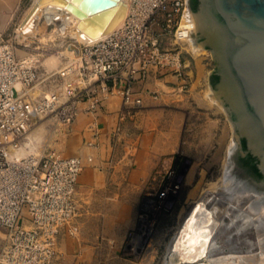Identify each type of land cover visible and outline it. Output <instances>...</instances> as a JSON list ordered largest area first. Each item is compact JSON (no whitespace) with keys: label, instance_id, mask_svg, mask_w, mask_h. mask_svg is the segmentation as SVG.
Wrapping results in <instances>:
<instances>
[{"label":"built area","instance_id":"built-area-1","mask_svg":"<svg viewBox=\"0 0 264 264\" xmlns=\"http://www.w3.org/2000/svg\"><path fill=\"white\" fill-rule=\"evenodd\" d=\"M189 7L188 0H132L124 24L95 42L80 43L79 66L73 61L60 68L63 81L39 97L31 93L38 85L39 61L18 54L17 31L9 39L1 37L0 229H7L11 239L2 254L7 264H29L26 257L11 256L22 238L55 239L64 229L77 231L76 196L85 161L62 156L48 142L24 153L33 127L42 115L54 114V130L69 129L82 111L97 110L111 95L122 97L127 106H140L135 84L154 73L185 78Z\"/></svg>","mask_w":264,"mask_h":264},{"label":"rangeland","instance_id":"rangeland-1","mask_svg":"<svg viewBox=\"0 0 264 264\" xmlns=\"http://www.w3.org/2000/svg\"><path fill=\"white\" fill-rule=\"evenodd\" d=\"M39 24L35 34L28 38H17L16 42L21 56H32L39 61V79L37 87L31 91L33 97L57 88L63 81L58 73L60 67L73 61L79 66L80 62L68 52V45L75 42L71 34L58 33L57 25L48 17H42ZM16 28L17 25L2 37H14L17 34ZM164 45H169V42H164ZM184 58H191L192 63L186 69L184 79L189 82L192 90L195 110V103H200L202 117L194 115L178 122L183 127L182 146L178 152L164 155L160 161L157 169L159 174L167 178L172 188L174 185H178V188L176 192L170 189L157 216H151L153 225H148L147 219L128 225V219L94 218L89 220L90 226L77 227L74 233L64 229L55 235V239L45 238L41 234L30 240L22 238L12 246V257H26L29 264L166 263L167 249L173 234L202 188L218 179L234 142V124L208 81V74L216 67L212 51L204 47L194 51L187 41L183 46ZM196 60H205L204 67L196 66ZM190 68L191 75L188 74ZM41 117L33 127L35 129L42 124L41 134L46 133L39 149L47 142L51 144V133L55 131L54 114ZM10 244L9 231L0 229V264H7L2 254Z\"/></svg>","mask_w":264,"mask_h":264},{"label":"crops","instance_id":"crops-1","mask_svg":"<svg viewBox=\"0 0 264 264\" xmlns=\"http://www.w3.org/2000/svg\"><path fill=\"white\" fill-rule=\"evenodd\" d=\"M34 1L0 0V38L19 25ZM184 60L189 68L191 58ZM194 62L203 68L206 61ZM188 87L189 82L174 73H154L135 84L142 105L127 106L122 97L111 95L97 110L82 111L69 129L51 133L50 145L62 156L85 161L76 196L77 227L90 226L94 218L128 219L133 225L155 213L169 183L157 170L160 161L182 146L178 122L202 117Z\"/></svg>","mask_w":264,"mask_h":264},{"label":"water","instance_id":"water-1","mask_svg":"<svg viewBox=\"0 0 264 264\" xmlns=\"http://www.w3.org/2000/svg\"><path fill=\"white\" fill-rule=\"evenodd\" d=\"M47 4L73 11L81 17L80 28L91 36L113 30L128 8L123 0H39L31 15L39 5ZM191 9L196 22V28H190L191 37L213 53L216 67L209 76L210 86L234 124L225 180L238 192H256L251 206L261 209L264 207V0H198L196 8ZM24 31L29 32V28ZM69 48L80 54L78 45L72 43ZM214 75L218 76L215 83ZM242 140L246 143L244 153L257 159L262 176L258 180L244 173L235 162L234 153Z\"/></svg>","mask_w":264,"mask_h":264},{"label":"bare ground","instance_id":"bare-ground-1","mask_svg":"<svg viewBox=\"0 0 264 264\" xmlns=\"http://www.w3.org/2000/svg\"><path fill=\"white\" fill-rule=\"evenodd\" d=\"M38 1H34L17 25L19 38H28L35 34L40 19L48 17L57 25L58 33L60 31L63 35L71 34L77 45L95 42L121 27L129 15L132 2L123 0L128 4L127 13L113 30L91 36L80 28L81 17L65 6L39 5L38 10L31 15ZM188 18L190 27L196 28L192 11H188ZM27 27L29 32L24 31ZM187 39L194 51L201 48L191 37L190 31ZM67 48L70 54L81 60L80 54L70 49L69 45ZM18 54L20 55L19 51ZM22 57L34 59L32 56ZM41 128L42 124L29 133L27 144L23 148L24 153L34 146L40 147L43 135H46L45 132L41 134ZM225 168L226 165L218 179L203 187L191 202L186 216L173 234L165 264H264V207L254 209L251 206V202L256 198V192H238L230 188L225 180ZM168 187L172 188L170 184ZM177 188L178 185H174L172 191L176 192ZM147 222L148 225H153V219L148 218Z\"/></svg>","mask_w":264,"mask_h":264},{"label":"flooded vegetation","instance_id":"flooded-vegetation-1","mask_svg":"<svg viewBox=\"0 0 264 264\" xmlns=\"http://www.w3.org/2000/svg\"><path fill=\"white\" fill-rule=\"evenodd\" d=\"M193 2H194L193 0H190V5L194 10L196 8V6L198 5V0H197L195 7L193 6ZM244 150H246V143L244 140H242L241 147H239L234 153L235 162L242 169V171L244 173H246V174L254 177L256 180H258V178L262 177V176L261 175L257 176L255 174H253L254 172L251 169L253 166H256V168H257V165H256L257 159L255 157H253L251 154H245Z\"/></svg>","mask_w":264,"mask_h":264},{"label":"trees","instance_id":"trees-1","mask_svg":"<svg viewBox=\"0 0 264 264\" xmlns=\"http://www.w3.org/2000/svg\"><path fill=\"white\" fill-rule=\"evenodd\" d=\"M193 6L195 7L196 3H197V0H193ZM218 81V76L217 75H214L213 78H212V82L215 83ZM252 171L254 172L255 175L257 176H260V173L258 172V169L256 168V166H253L252 168Z\"/></svg>","mask_w":264,"mask_h":264}]
</instances>
